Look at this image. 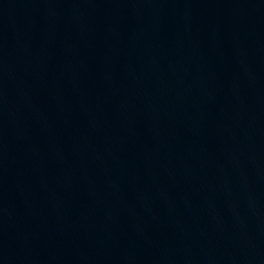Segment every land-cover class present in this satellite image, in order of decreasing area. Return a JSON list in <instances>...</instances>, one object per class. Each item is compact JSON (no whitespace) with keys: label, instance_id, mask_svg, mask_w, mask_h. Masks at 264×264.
Here are the masks:
<instances>
[{"label":"water","instance_id":"water-1","mask_svg":"<svg viewBox=\"0 0 264 264\" xmlns=\"http://www.w3.org/2000/svg\"><path fill=\"white\" fill-rule=\"evenodd\" d=\"M0 264H264V0H0Z\"/></svg>","mask_w":264,"mask_h":264}]
</instances>
